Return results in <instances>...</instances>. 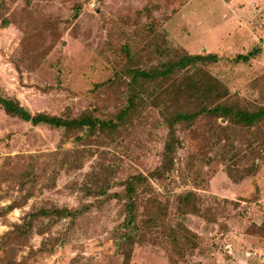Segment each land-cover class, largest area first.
Here are the masks:
<instances>
[{
	"label": "rangeland",
	"instance_id": "374dc122",
	"mask_svg": "<svg viewBox=\"0 0 264 264\" xmlns=\"http://www.w3.org/2000/svg\"><path fill=\"white\" fill-rule=\"evenodd\" d=\"M205 73L221 102L264 104V0H0V96L98 122L35 125L0 105V264H264V121L179 123L173 163L151 174L165 118L204 105L188 76Z\"/></svg>",
	"mask_w": 264,
	"mask_h": 264
},
{
	"label": "trees",
	"instance_id": "16d2710c",
	"mask_svg": "<svg viewBox=\"0 0 264 264\" xmlns=\"http://www.w3.org/2000/svg\"><path fill=\"white\" fill-rule=\"evenodd\" d=\"M260 51V48H255L249 53H240L235 58L238 61H248L250 57L255 56ZM189 61V65H203L207 62H217L219 56L216 53L208 52V53H196L188 57H183ZM182 64V63H180ZM204 68L201 67L200 71L204 73ZM134 74L141 73L142 75L149 76V71H145L141 69L133 70ZM164 72V71H162ZM207 74L206 77H203L202 74H199V77L188 76L190 82V89H195L196 94H194L201 102L204 104L199 110H177L175 112L170 113L169 116L165 118V122L168 124L169 131L167 133V139L165 142V148L163 153L162 163L151 173L152 175H160L162 172L167 170L170 165L173 163V155L178 146L179 139L176 134L175 125L179 123H187L188 125L192 124L194 120L197 119L199 114H209L215 115L217 117H223L233 122H237L246 126H254L262 121H264V104L261 107H258L255 110H249L246 108L236 107L232 104H228L226 102H221L224 97L228 95L226 86L218 80L215 76L210 73ZM152 75V73H151ZM203 77L201 79L200 77ZM216 94L215 99L206 100L210 94ZM140 93H136L138 96ZM214 98V97H213ZM135 95H132L129 99V105L126 106L118 116L119 120H122L123 117L129 112V110L133 107ZM0 105L3 109L9 113L16 115L22 118L25 121H30L33 124L37 125L40 123H47L53 126H74V125H85L91 128L96 127L98 122L96 119H92L90 117H83L81 119H64L58 116H52L46 113H36L32 114L26 108H24L17 101L0 96ZM111 125H114L113 121H111ZM147 179V176L142 174H137L129 177V182L126 186L125 196L128 198L126 201V208L129 213V222H133L136 216L135 206L137 203L136 197H134L135 187L134 183L143 182ZM64 212V211H63Z\"/></svg>",
	"mask_w": 264,
	"mask_h": 264
}]
</instances>
